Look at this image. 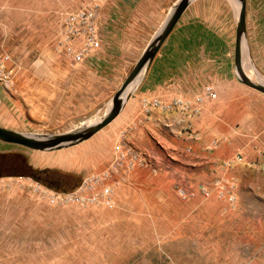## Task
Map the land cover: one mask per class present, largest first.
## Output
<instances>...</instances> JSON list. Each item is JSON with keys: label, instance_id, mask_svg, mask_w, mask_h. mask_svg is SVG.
I'll use <instances>...</instances> for the list:
<instances>
[{"label": "crops", "instance_id": "obj_1", "mask_svg": "<svg viewBox=\"0 0 264 264\" xmlns=\"http://www.w3.org/2000/svg\"><path fill=\"white\" fill-rule=\"evenodd\" d=\"M182 1L102 0L96 18L99 47L79 62L72 58L81 47L79 39L51 55L12 58L10 25L0 23V59L8 58L0 62V129L39 138L70 135L98 125L134 67L157 45ZM241 5L242 75L264 88V0H188L152 61L121 92L120 112L109 124L82 142L52 151L0 141L5 144L0 147V158L18 162L21 171L13 175L27 183L49 174L78 182L103 172L116 145H131L145 166L114 175L115 208L121 187L135 184L138 167L155 173L153 166L161 156L168 158L174 155L171 150L188 148L193 156L178 169L181 179L188 181L183 189L195 194L179 202L194 209L178 234L185 245L182 253L214 256L216 264H264V232L222 227L224 222L234 223L236 210L220 216V204L214 196L206 200L199 187L192 189L203 184L208 190L219 183L218 178L237 188L241 183L244 171L236 165L221 171L220 164L226 163L230 154L218 148L210 150L214 138L220 136L230 144L262 142L260 136L240 140L228 132L264 129V94L242 83L234 63ZM198 97L200 110L195 117L181 114L179 108L169 112L161 108L177 100L195 105ZM4 146L17 149L5 150ZM256 159L259 165L264 162L261 156ZM117 180L119 184L114 185ZM236 236L242 243L236 244ZM199 241L214 242L204 247Z\"/></svg>", "mask_w": 264, "mask_h": 264}, {"label": "rangeland", "instance_id": "obj_2", "mask_svg": "<svg viewBox=\"0 0 264 264\" xmlns=\"http://www.w3.org/2000/svg\"><path fill=\"white\" fill-rule=\"evenodd\" d=\"M93 1L0 0V23L9 24L11 29L10 56L58 53L65 46L62 42L65 14L91 6ZM228 132L240 140L250 135L260 136L258 139L262 142L230 144L220 136L214 138L209 149L218 148L230 154V161L220 164L221 171L236 165L244 173L238 188L218 178L219 183L207 190L208 197H201L211 200L214 196L220 204V216L236 210L234 216L239 219L233 224L224 222L222 227L234 225L235 231L264 232V171L261 168L264 129ZM3 149L17 148L4 146ZM171 151L173 156H161L156 161L155 173L138 167L135 184L121 187L119 203L111 210L49 204L33 191L34 183L13 175L21 171L18 162L0 158V264H216L214 256L182 253L185 245L178 234L184 230V220L192 216L194 209L179 203L185 200L179 197L178 191L187 187L188 181L181 179L178 167L193 155L188 148ZM257 155L263 159L262 165ZM254 157L255 161L248 162ZM31 180L54 191L66 192L77 185L68 178L50 174ZM201 185L188 188L197 190ZM234 239L236 244L242 243L240 236ZM213 242L202 244L211 247ZM223 245L227 246V241Z\"/></svg>", "mask_w": 264, "mask_h": 264}, {"label": "built area", "instance_id": "obj_3", "mask_svg": "<svg viewBox=\"0 0 264 264\" xmlns=\"http://www.w3.org/2000/svg\"><path fill=\"white\" fill-rule=\"evenodd\" d=\"M102 0H94L91 6L65 14L62 21V42L67 45L74 39L81 41V47L72 54L74 61L79 62L87 54L99 47L98 29H97V9ZM7 57L0 59L7 60ZM7 82V79L4 78ZM210 95V94H209ZM201 98L195 100V105L184 103L181 100L174 101L171 105H165L161 108L169 112L173 108H179L180 113L195 117L199 114V105ZM157 105V103H153ZM144 164L139 154L133 146L127 144H119L114 147V156L106 169L96 175H89L80 180L79 184L70 191H54L44 187L38 182H34L33 191L40 197L46 199L49 204L56 206L73 205L78 207L99 206L104 209H113V187L111 180L114 175L123 172H132L137 166ZM264 171V164L262 165ZM123 181V177L121 179ZM119 184L117 180L114 185ZM221 190V189H220ZM198 192L204 197H208L207 189L200 186ZM194 193L187 192L183 188L178 191V195L182 200L192 196Z\"/></svg>", "mask_w": 264, "mask_h": 264}, {"label": "water", "instance_id": "obj_4", "mask_svg": "<svg viewBox=\"0 0 264 264\" xmlns=\"http://www.w3.org/2000/svg\"><path fill=\"white\" fill-rule=\"evenodd\" d=\"M187 1L188 0H183L182 3L178 6L175 13L172 15V17L164 27V30L158 39L157 45L152 49H150L148 53H146L142 57V59L138 62V64L134 67L130 75L125 80L124 85L122 87V91L125 90V88L135 80V78L139 75V73L144 68V66L152 61L153 56L157 52L158 45L164 40L168 32L171 30L173 25L178 20L182 11L186 7ZM243 34H244V6L241 5V9L239 13V21L236 29V41H235L234 63H235L236 71L243 84L264 94L263 87L249 83L242 75V71L240 67V60H241L240 42ZM121 92L116 94L112 99L111 109L108 112V114L104 117V119H102V121L98 125L94 127H90L83 132H76L70 135L45 136V137L37 138L31 136H24L0 129V141L8 144L19 145L24 148L30 150H36V151H52L55 149H60L63 147L71 146L79 142H82L90 138L93 134H95L100 129L105 127L107 124H109L119 114L121 109V103L119 99L121 96Z\"/></svg>", "mask_w": 264, "mask_h": 264}, {"label": "trees", "instance_id": "obj_5", "mask_svg": "<svg viewBox=\"0 0 264 264\" xmlns=\"http://www.w3.org/2000/svg\"><path fill=\"white\" fill-rule=\"evenodd\" d=\"M33 178H34V177H33ZM79 182H80V181L76 182V184L78 185ZM77 185L72 186L68 191L73 190Z\"/></svg>", "mask_w": 264, "mask_h": 264}]
</instances>
